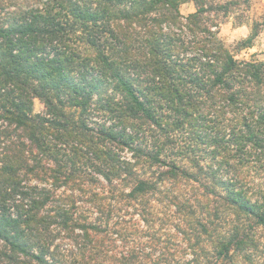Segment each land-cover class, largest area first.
<instances>
[{"label":"trees","instance_id":"16d2710c","mask_svg":"<svg viewBox=\"0 0 264 264\" xmlns=\"http://www.w3.org/2000/svg\"><path fill=\"white\" fill-rule=\"evenodd\" d=\"M249 8L0 0V264L264 263Z\"/></svg>","mask_w":264,"mask_h":264},{"label":"rangeland","instance_id":"374dc122","mask_svg":"<svg viewBox=\"0 0 264 264\" xmlns=\"http://www.w3.org/2000/svg\"><path fill=\"white\" fill-rule=\"evenodd\" d=\"M226 1V0H216ZM195 10L192 3L184 4L180 8V12L185 16ZM248 17L247 24L241 27L232 25L231 20L220 27L219 37L224 41L225 45L233 48L234 44L245 38L250 31V26L253 21L258 22L260 25V32L254 41V45L250 49L242 50L237 53V60H256L264 62V0H250V8L246 13ZM43 109L38 100L34 101V112L39 113ZM264 264V263H263Z\"/></svg>","mask_w":264,"mask_h":264}]
</instances>
